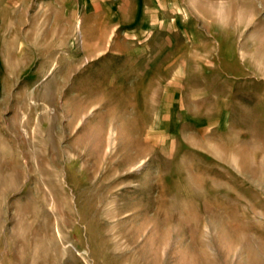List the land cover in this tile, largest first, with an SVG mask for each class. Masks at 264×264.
<instances>
[{
	"label": "rangeland",
	"instance_id": "374dc122",
	"mask_svg": "<svg viewBox=\"0 0 264 264\" xmlns=\"http://www.w3.org/2000/svg\"><path fill=\"white\" fill-rule=\"evenodd\" d=\"M0 264H264V0H0Z\"/></svg>",
	"mask_w": 264,
	"mask_h": 264
}]
</instances>
